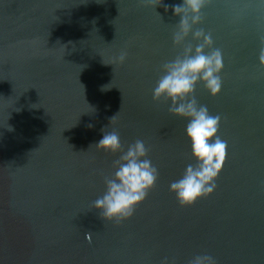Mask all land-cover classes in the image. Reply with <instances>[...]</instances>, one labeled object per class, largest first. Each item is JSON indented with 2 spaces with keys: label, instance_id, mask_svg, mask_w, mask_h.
<instances>
[{
  "label": "water",
  "instance_id": "95a60500",
  "mask_svg": "<svg viewBox=\"0 0 264 264\" xmlns=\"http://www.w3.org/2000/svg\"><path fill=\"white\" fill-rule=\"evenodd\" d=\"M182 3L0 0V264H188L202 254L264 264V0L203 10L200 27L223 54L222 91L200 83L195 96L221 117L228 151L215 192L191 206L169 187L195 163L188 120L153 99L180 52L171 6ZM121 50L125 62L113 64ZM108 127L124 150L143 140L159 172L120 223L93 209L120 156L94 146Z\"/></svg>",
  "mask_w": 264,
  "mask_h": 264
},
{
  "label": "clouds",
  "instance_id": "9594fccd",
  "mask_svg": "<svg viewBox=\"0 0 264 264\" xmlns=\"http://www.w3.org/2000/svg\"><path fill=\"white\" fill-rule=\"evenodd\" d=\"M148 2L155 8L161 4V0L159 3L157 0ZM210 3L211 0H183L182 4L171 6L175 16L180 17L172 33L173 44L180 52L163 64V74L153 89L155 101L166 98L171 102L168 111L188 120L186 135L195 163L188 164L183 176L169 186L181 206H191L215 192L217 178L227 158V142L218 135L221 117L212 115L195 96L200 83L213 97L222 91V51L213 47L211 33L200 27L203 10ZM127 55L126 50H121L112 63H124ZM258 60L264 69V42L259 48ZM118 115L110 118V125L115 123ZM108 129L102 130V139L94 146L105 152L120 153V156L113 162L114 173L105 177V192L93 202V209L99 212L102 220L120 223L130 218L135 208L145 201L157 183L159 172L147 158L148 148L143 140L137 139L124 150L119 132ZM161 264H170V261L165 257ZM188 264H216V260L202 254L193 257Z\"/></svg>",
  "mask_w": 264,
  "mask_h": 264
}]
</instances>
